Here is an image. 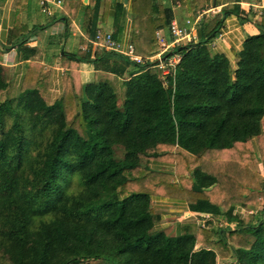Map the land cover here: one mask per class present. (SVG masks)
Listing matches in <instances>:
<instances>
[{
	"label": "trees",
	"instance_id": "trees-1",
	"mask_svg": "<svg viewBox=\"0 0 264 264\" xmlns=\"http://www.w3.org/2000/svg\"><path fill=\"white\" fill-rule=\"evenodd\" d=\"M240 1L214 12L208 0H181L193 21L204 12L198 40L138 64L92 42L103 0H90L84 49L62 55L52 103V68L40 62L7 93L5 53L35 52L32 30L14 26L0 46V264H264V25L235 66L212 51L226 17L252 20ZM65 2L70 23L82 0ZM173 18L160 0H132L136 53L156 55ZM82 59L125 78L121 103L113 83L83 82ZM154 198L185 202L199 221L167 234Z\"/></svg>",
	"mask_w": 264,
	"mask_h": 264
},
{
	"label": "crops",
	"instance_id": "crops-1",
	"mask_svg": "<svg viewBox=\"0 0 264 264\" xmlns=\"http://www.w3.org/2000/svg\"><path fill=\"white\" fill-rule=\"evenodd\" d=\"M43 1H45V5L42 3ZM57 1L0 0V46L1 44L4 46L11 44L13 28L16 24L21 23L27 30H32L27 47L35 49V52L26 49L20 54L19 49L14 47L5 53L3 64L6 68L8 81H10L7 93L11 97L17 96L20 92L25 64L35 61L52 68L47 98L49 103L54 102L61 93L65 72L62 55L65 52L78 55L84 49L81 42L84 37L82 22L90 0H82L78 6L77 16L70 23L64 16L65 0H60V3ZM160 2L172 7L173 19H177L180 24H185L186 20L191 18L186 7L180 3L181 0H160ZM229 3L230 0H208L211 9L217 8L216 12L221 11ZM44 6L51 13L46 11ZM240 6L243 13L248 14L252 20H243L242 18L245 17L237 14L229 15L226 17L223 27L224 37L212 44V51L225 54L234 66L237 54L243 49L246 38L259 33V24L264 25V0H241ZM98 27L103 34L112 32L114 38L124 45L132 43V0H103ZM167 38L172 40L169 33H167ZM111 60L113 62L115 59L111 58ZM80 69L84 83L107 80L117 87L119 94H122V98H124V77L117 76L108 70L97 69L92 61L83 59L80 60ZM154 206L161 218L157 228L163 229L171 236L182 233L184 225L196 224L199 221L183 201L154 198ZM172 214H179L180 218L182 215L189 216L191 220L178 219L176 223L170 222L169 219L175 217ZM246 237L251 238V235ZM217 261V264H236L235 257L223 259L218 256Z\"/></svg>",
	"mask_w": 264,
	"mask_h": 264
},
{
	"label": "built area",
	"instance_id": "built-area-1",
	"mask_svg": "<svg viewBox=\"0 0 264 264\" xmlns=\"http://www.w3.org/2000/svg\"><path fill=\"white\" fill-rule=\"evenodd\" d=\"M57 2H61L58 0ZM45 5V1L42 2ZM45 10L51 13L47 7H45ZM217 9V8H216ZM216 9H211L212 11L216 12ZM204 13V12H203ZM203 13H200L199 16L196 18V20H192L191 18H188L185 22V24H180L177 19H173L168 33L172 36V40H169L167 38V32L164 30H159L157 31V39L160 47V51L155 55L150 58L143 57L139 54L136 53L135 47L133 43L129 44H122L119 42L117 39L114 38L112 32H108L103 34L101 30H99L96 34L95 39L93 40V43L95 45H99L106 50L109 51H115L121 54H124L125 56H128L133 62H136L138 64H144L146 62H151L155 60L156 58H159L162 60L164 52L168 48H170L174 44H179L181 42H188L192 40H198V33H197V23L201 20V17ZM225 35V30L222 29L216 39L212 42V44L218 40L223 38ZM179 61L178 57H173L169 60V66L175 67V64ZM161 66L163 68H166V64L163 62L161 63ZM168 68V67H167ZM168 72V69L166 70ZM247 211L253 212L251 209H246Z\"/></svg>",
	"mask_w": 264,
	"mask_h": 264
},
{
	"label": "rangeland",
	"instance_id": "rangeland-1",
	"mask_svg": "<svg viewBox=\"0 0 264 264\" xmlns=\"http://www.w3.org/2000/svg\"><path fill=\"white\" fill-rule=\"evenodd\" d=\"M185 42V41H184ZM3 97L5 96V95H2ZM119 96H120V103H121V101H122V94H119ZM122 98V99H121ZM119 153H120V155H122V152L121 151H119ZM165 165V169L166 170H168L169 168H172L173 167V164H171V163H166V164H164ZM244 212V214L245 215H247V218L249 217L248 215L249 214H251L252 212H250V211H247V210H245V211H243ZM172 215H175V217H172V218H170L169 220H170V222H174V223H176V221L178 220V219H180V220H183V219H185V220H191V218L189 217V216H183L182 215V217L180 218V217H178L179 216V214H172ZM216 221H219V220H216ZM217 223V222H216ZM223 225H225V222L223 223ZM242 235L244 236V237H246V236H248L247 235V232L245 231H243L242 232ZM248 238V237H247Z\"/></svg>",
	"mask_w": 264,
	"mask_h": 264
}]
</instances>
